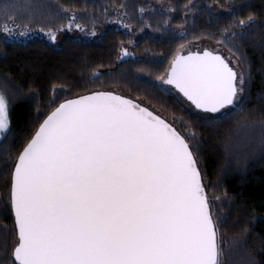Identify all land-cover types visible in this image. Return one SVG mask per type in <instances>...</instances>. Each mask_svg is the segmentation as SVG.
Listing matches in <instances>:
<instances>
[{
	"label": "snow or ice",
	"instance_id": "1",
	"mask_svg": "<svg viewBox=\"0 0 264 264\" xmlns=\"http://www.w3.org/2000/svg\"><path fill=\"white\" fill-rule=\"evenodd\" d=\"M253 22L254 14L233 21L241 30ZM16 27L5 23L0 32L24 35L15 33ZM46 35L55 41L54 30ZM128 54L122 47L121 56ZM160 80L201 110L205 115L194 114L201 120L242 103L245 76L219 51L181 55L178 50ZM177 119L180 130L173 126ZM8 127L9 101L0 92V135ZM207 186L194 121L181 116L170 123L115 91L64 99L16 158L8 198L15 234L8 259L11 264H223L224 241Z\"/></svg>",
	"mask_w": 264,
	"mask_h": 264
},
{
	"label": "trees",
	"instance_id": "2",
	"mask_svg": "<svg viewBox=\"0 0 264 264\" xmlns=\"http://www.w3.org/2000/svg\"><path fill=\"white\" fill-rule=\"evenodd\" d=\"M199 1L0 0V27L24 33L0 32V92L9 101V127L0 137V264H11L8 198L19 152L59 102L97 90L135 99L170 123L194 121L223 264H264V0H206L218 11H192ZM249 14L255 22L243 30L233 23ZM203 37L236 52L245 76L242 103L214 121L194 118L160 80L181 46ZM122 47L128 55L121 56ZM173 126L181 129L179 119Z\"/></svg>",
	"mask_w": 264,
	"mask_h": 264
},
{
	"label": "rangeland",
	"instance_id": "3",
	"mask_svg": "<svg viewBox=\"0 0 264 264\" xmlns=\"http://www.w3.org/2000/svg\"><path fill=\"white\" fill-rule=\"evenodd\" d=\"M202 7H207L212 12H217L218 11L215 7L210 5V3L207 2L206 0L199 1L197 4L193 5L192 6V11L198 10L199 8H202ZM220 12H223V10L220 9ZM217 42H218V40L216 38L203 37L202 39H199L198 41L186 43L183 46L182 49L180 48V52L184 53L185 51L187 52V51H191V50H194V49L201 50V48L203 50H204V48H208L209 50L220 51V53H222L225 56V58L229 60V63H230L231 66H233L238 72H243V74H244V70H243V67L241 65L240 58L238 57V54L236 52H231V51L223 48V44L222 45L221 44L218 45ZM244 88H245V84H244ZM243 95H244V93H243ZM179 99L181 100V103L187 108L189 113L194 118H196L197 120H200V121H214V120H217V119L223 117L224 115H226L227 113H230V111L235 108V107H230V109L228 111H222L221 113H218V114H209V115L212 116L211 120H201L194 114H199V115L203 116V115H205L204 113L195 110L184 99H182V98H179ZM6 130L7 129H5L4 132ZM1 136L2 135H0V137Z\"/></svg>",
	"mask_w": 264,
	"mask_h": 264
},
{
	"label": "flooded vegetation",
	"instance_id": "4",
	"mask_svg": "<svg viewBox=\"0 0 264 264\" xmlns=\"http://www.w3.org/2000/svg\"><path fill=\"white\" fill-rule=\"evenodd\" d=\"M204 49H205V48H204ZM193 51H195V52H201V51H203V49H201V50H198V49L191 50V52H193ZM188 52H190V51H187V52L185 51L184 53H181V52H180V54H181V55H187ZM176 54H177V53H176ZM176 54H175V55H176ZM169 67H170V66H169ZM168 69H169V68H168ZM169 85H170V87H172L173 92H177L179 95L182 96V98H183L186 102H188V104H190V105L192 106L191 102L188 101L187 98L184 97L183 94H182L178 89H176L174 85H171V84H169ZM192 107H193V106H192ZM196 110H197V109H196ZM197 111H200V112H201V110H197Z\"/></svg>",
	"mask_w": 264,
	"mask_h": 264
},
{
	"label": "water",
	"instance_id": "5",
	"mask_svg": "<svg viewBox=\"0 0 264 264\" xmlns=\"http://www.w3.org/2000/svg\"><path fill=\"white\" fill-rule=\"evenodd\" d=\"M204 51V50H203ZM203 51H201V52H203ZM193 52H195V51H193ZM118 95H120V94H118ZM74 98V97H73ZM68 99H72V98H68ZM62 102V101H61ZM61 102H59V103H61ZM58 103V104H59ZM193 107H194V105H192ZM195 108V107H194ZM196 109V108H195ZM198 110V109H197ZM43 121V120H42ZM15 165V164H14ZM13 169H14V167H13ZM12 172H13V170H12ZM12 175V174H11ZM13 214V213H12ZM13 219H14V215H13Z\"/></svg>",
	"mask_w": 264,
	"mask_h": 264
}]
</instances>
